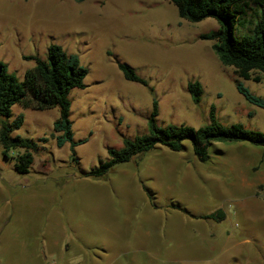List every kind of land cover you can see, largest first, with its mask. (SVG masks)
I'll list each match as a JSON object with an SVG mask.
<instances>
[{
  "label": "rangeland",
  "instance_id": "374dc122",
  "mask_svg": "<svg viewBox=\"0 0 264 264\" xmlns=\"http://www.w3.org/2000/svg\"><path fill=\"white\" fill-rule=\"evenodd\" d=\"M250 21L236 36L253 28ZM219 26L214 18H181L167 0H0V60L20 79L36 64L29 57L46 58L52 43L89 68L86 87L70 93L74 138L87 140L75 155L69 143L57 144L58 107H13L10 121L25 117L13 134L32 138L39 148L30 172L21 174L0 144V172L15 198L6 258L26 264L45 231L51 238L67 234L64 248L75 264H264L262 146L217 142L223 152L201 162L189 141L179 152L161 145L103 177L85 175L110 157V147L149 131L155 99L162 126L199 128L215 106L226 125L264 130V109L236 87L241 81L264 97V73L254 72L260 80L244 79L220 61L213 41L200 38ZM119 61L148 85L127 80ZM195 80L204 88L199 103L187 88ZM218 209L224 220L204 218ZM45 251L47 264L64 263Z\"/></svg>",
  "mask_w": 264,
  "mask_h": 264
},
{
  "label": "trees",
  "instance_id": "16d2710c",
  "mask_svg": "<svg viewBox=\"0 0 264 264\" xmlns=\"http://www.w3.org/2000/svg\"><path fill=\"white\" fill-rule=\"evenodd\" d=\"M167 1L175 4L179 16L190 22H199L206 18L216 19L219 28L202 33L200 38L213 41L212 48L220 61L226 66H233L239 77L260 80L259 76L253 74L255 71L264 73V0ZM251 18L253 28L240 37L236 36V29L247 26ZM29 58L34 59L36 64L25 72L24 79L11 72L8 65L0 60V144L3 155L8 159H15V169L21 174L30 172L35 160L34 152L39 145L32 138L13 134L25 121L23 114L13 121L9 120L16 104L35 110L58 107L60 114L54 123V129L58 133L57 144L62 147L69 143L74 155L76 146L87 142L86 139L77 141L74 138L70 93L73 89L86 87L89 68L82 64L78 54L68 53L63 46L56 43L49 46L46 58ZM118 66L127 80L148 85V81L130 64L119 61ZM236 87L248 102L264 109V97L253 93L241 81L237 82ZM187 88L193 101L199 103L204 92L202 83L198 80L191 81ZM158 106L155 99L147 133L134 138L125 137L121 148L110 147V157L102 160L99 166L85 175L103 177L115 165L129 162L135 156L161 145L179 152L186 148V142L189 141L201 162L211 161L215 154L223 152L216 147L217 142H247L264 147V130L248 128L241 122L226 125L217 116L215 106L210 109L209 122L199 128L187 124L159 125ZM18 149L22 152L11 155L13 150ZM225 217L223 209L204 216L217 221H222Z\"/></svg>",
  "mask_w": 264,
  "mask_h": 264
},
{
  "label": "crops",
  "instance_id": "0c3cea01",
  "mask_svg": "<svg viewBox=\"0 0 264 264\" xmlns=\"http://www.w3.org/2000/svg\"><path fill=\"white\" fill-rule=\"evenodd\" d=\"M10 186H12L11 182H8L7 178L0 172V264H15V261L6 258L8 253L4 251L3 247L6 240V229L11 225L15 216L13 206L15 204V198L9 189ZM262 217H264V215ZM14 234L19 236L18 231H16ZM66 235L67 234L65 232H62L61 234L57 235V237L53 236V238H51L48 232L42 231L35 240L36 250L34 254L30 256V258H26V264H47L48 257L45 250L51 252L50 255L52 256H54L53 253H56L55 256L61 258L64 261L63 264H75V258L67 254V250L64 248V246L68 244ZM224 235L229 237L230 233L226 231ZM143 249L144 248H140V250ZM149 250L148 252L152 257L159 258L161 256L160 251Z\"/></svg>",
  "mask_w": 264,
  "mask_h": 264
}]
</instances>
